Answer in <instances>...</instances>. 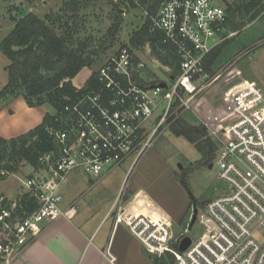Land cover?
Instances as JSON below:
<instances>
[{"label":"built area","instance_id":"1","mask_svg":"<svg viewBox=\"0 0 264 264\" xmlns=\"http://www.w3.org/2000/svg\"><path fill=\"white\" fill-rule=\"evenodd\" d=\"M227 21L226 10L212 0L161 3L149 33L179 58V74L169 85L146 83L144 64L136 63L126 46L106 58L95 80L86 84L87 79L65 106L71 121L65 128L48 129L59 151L43 155L41 167L23 182L34 205L22 204L23 195L14 200L0 196V264H16L43 228L65 215L60 188L71 173L97 177L132 156L134 164L160 128L169 129L191 109L210 85L196 83L206 78V57L225 41ZM239 91L233 93L234 117L226 128L213 132L217 155L210 168L217 167L223 193L202 210L192 204L188 228L180 227L175 240L173 222L148 200L138 207L148 206L146 213H137L136 202L126 205L122 194L116 198L115 223L125 224L149 254L169 256L172 264H264V94L256 86ZM194 217L202 230L195 240L187 235ZM185 237L191 243L180 251Z\"/></svg>","mask_w":264,"mask_h":264},{"label":"rangeland","instance_id":"2","mask_svg":"<svg viewBox=\"0 0 264 264\" xmlns=\"http://www.w3.org/2000/svg\"><path fill=\"white\" fill-rule=\"evenodd\" d=\"M66 1L69 0H0L1 41L13 28L12 19H19L28 13H34L39 17L47 13H56ZM78 1L81 3L77 13L78 24L82 28L81 35L91 36V49L99 53L94 65L90 69H83L77 75L74 80L77 86H82L89 74L97 72L106 58L123 46L132 51L136 63L144 64L146 83L169 85L174 81L177 71L175 73L174 68L161 64L148 45L133 46L139 37L138 32L146 21V14L140 8L132 7L124 0ZM212 1L218 6H223L230 20L234 21L236 30H239L237 36L225 45L227 49L225 53L228 50L231 53L236 49L239 53L228 56L223 53L217 60L205 65L206 78L196 84L198 87L210 85L196 97L191 109L187 113L180 114L179 117L182 115L181 119H186L189 114L190 121L203 125L209 137L217 145L213 132L219 133L224 129L222 127L234 117L232 95L235 90L243 92L249 86H256L264 94V0ZM116 24L117 30L109 32L108 29ZM243 45L246 46L243 47ZM6 65L7 59L0 51V88L7 80L4 72ZM44 109L47 112H53L50 107L45 106ZM40 112L35 109L29 116L36 119ZM156 114L154 113L146 124L148 131H151L153 127L149 123H152ZM216 155L217 150L211 164L195 170L188 179L190 192L197 199L194 206L198 210L203 209L206 201L223 193V186L217 178V167L214 164L209 169ZM200 158V154L185 138L176 137L169 129L163 130L162 127L154 137L150 148L134 164L132 156L122 165L113 167L97 177L83 172L71 173L61 185V203L74 205L75 218L78 222L83 223L88 217V221L93 225L108 210L117 195H124L123 200L128 205L135 190L143 187L167 214L177 220L181 218L185 209L187 210L190 202L188 194L175 178L189 164H196ZM36 171L23 164L21 171L9 177L6 182H0V187L4 189L10 187L13 190L20 188L22 181ZM25 194L27 191L23 190L20 195ZM202 200L204 202H201ZM191 213L190 210L182 221L180 225L182 228H188L186 224ZM108 216L99 227L98 235L110 233L112 221L115 218L114 212ZM195 220L196 223H193V227L189 226L187 234L193 240L197 239L202 232L197 219ZM117 225L111 239L113 254L121 251V243L122 250L136 253L141 248L139 241L123 223H117Z\"/></svg>","mask_w":264,"mask_h":264},{"label":"trees","instance_id":"3","mask_svg":"<svg viewBox=\"0 0 264 264\" xmlns=\"http://www.w3.org/2000/svg\"><path fill=\"white\" fill-rule=\"evenodd\" d=\"M124 1L132 7L140 8L146 14L145 24L138 32L139 37L133 46L148 45L159 62L174 68L177 76L179 58L176 52L161 45L159 37L149 33L150 20L164 0ZM80 6V1L69 0L64 2L56 13H47L42 17L28 13L19 19H12L13 28L0 42V51L8 60L4 68L7 81L0 90V102L21 97L30 108L47 106L53 110V113H46L42 122L28 132L10 139L0 138V180L19 173L23 164L37 170L41 167L39 160L43 155L59 151L58 144L48 129L65 128V123L71 121L70 113L65 112L64 108L82 91L74 87L72 80L82 69H90L99 53L91 49L92 37L81 35L82 28L77 17ZM117 28L116 24L108 30L116 31ZM217 54L219 51L214 48L206 57L205 65L217 60ZM95 76L96 72H93L86 84L92 83ZM181 117L182 115L169 127V131L176 137L185 138L201 158L196 164H189L176 178L188 194L190 203L196 205L197 201L192 196L188 184L189 176L212 162L217 145L203 125L190 121L189 114L186 119ZM25 202L34 205V200L30 199L28 194L21 199L22 204ZM139 206H142V203L137 200L135 211L146 213L148 209L140 210ZM146 255L151 264L173 263L169 256L159 258L151 254Z\"/></svg>","mask_w":264,"mask_h":264},{"label":"crops","instance_id":"4","mask_svg":"<svg viewBox=\"0 0 264 264\" xmlns=\"http://www.w3.org/2000/svg\"><path fill=\"white\" fill-rule=\"evenodd\" d=\"M238 31L239 30H236L234 21L230 20V18L228 17L224 34V36H226L225 41L215 47V49H218L219 51V56L225 53V51L227 50L225 49V45H228V42L237 36ZM245 46L246 45H243V47ZM237 52L238 49L232 51L231 53L230 50H228L225 54L227 56L236 55ZM90 75L91 74L88 75L87 79L90 77ZM75 78L72 80V84L74 85V87L80 88V86H77L74 83ZM143 79L144 81H146L147 79L144 72ZM3 86H1V88ZM44 107L45 106L30 108L26 105L25 101L21 97L0 102V138H14L28 132L29 130L39 125L42 122L44 115L46 113H50L47 112ZM35 109L41 111L40 113H38V117L36 119L32 116H29V114H31V112ZM230 121L226 124V126H223L222 128H226ZM29 167L30 166H28V168ZM14 175L15 174H11L4 180H0V182H6L9 177H13ZM175 179L178 182L177 178ZM23 182L24 181H22V185L20 186V188H16L14 190L10 187H6L5 189L0 187V196H3L9 200L16 199L23 190H26L23 186ZM117 197L118 195L114 198L113 202L109 206L108 210L103 214V216H101L99 220L96 221L93 225L88 221V217L83 223L78 222V220L75 218L76 210L74 209V205L70 203H61V209L65 212V215L60 217L57 221L46 225L43 228L42 233L34 238L25 248L16 264H144L143 262H145V264H151L146 255L149 253L146 251L140 241L139 243L141 248L138 249L136 253L127 251L126 249L122 250L123 246L121 243V251L113 254L111 239L116 230V227L118 226L117 223H115L114 219L112 221L110 233L105 232L102 235H98V229L104 219L108 215H112V213L114 212L113 206ZM137 200L142 204L148 200L149 203L153 204L155 207L161 210L170 219L171 222L176 223L179 226L187 217V213L191 210L192 205V203H190L187 210L185 209L181 218L176 220L169 214H167L157 204L156 200L150 195V193L147 190H144L143 187H139V189L135 190L129 200V203L133 204ZM146 208L148 209V206ZM123 225L125 226V224ZM191 226L193 227L194 224H191ZM109 255L111 256L112 260L110 259Z\"/></svg>","mask_w":264,"mask_h":264},{"label":"water","instance_id":"5","mask_svg":"<svg viewBox=\"0 0 264 264\" xmlns=\"http://www.w3.org/2000/svg\"><path fill=\"white\" fill-rule=\"evenodd\" d=\"M194 220L195 217L193 218L192 224L194 223ZM171 230H172V240H175L178 237V235L181 233V228L176 223H172ZM190 243H191V239L189 237H185L179 245V250L184 251L190 245Z\"/></svg>","mask_w":264,"mask_h":264}]
</instances>
